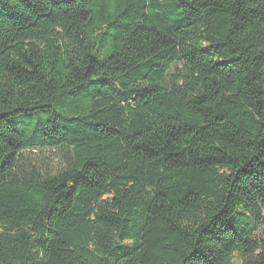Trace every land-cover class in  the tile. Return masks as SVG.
<instances>
[{
	"label": "trees",
	"instance_id": "1",
	"mask_svg": "<svg viewBox=\"0 0 264 264\" xmlns=\"http://www.w3.org/2000/svg\"><path fill=\"white\" fill-rule=\"evenodd\" d=\"M0 264H264V0H0Z\"/></svg>",
	"mask_w": 264,
	"mask_h": 264
},
{
	"label": "rangeland",
	"instance_id": "2",
	"mask_svg": "<svg viewBox=\"0 0 264 264\" xmlns=\"http://www.w3.org/2000/svg\"><path fill=\"white\" fill-rule=\"evenodd\" d=\"M36 165L41 171L55 174L61 167L62 154L58 151L45 150L35 154ZM261 231L257 233L260 235Z\"/></svg>",
	"mask_w": 264,
	"mask_h": 264
}]
</instances>
